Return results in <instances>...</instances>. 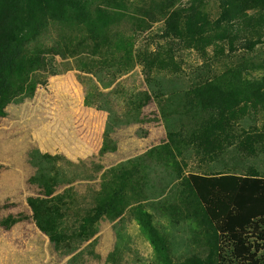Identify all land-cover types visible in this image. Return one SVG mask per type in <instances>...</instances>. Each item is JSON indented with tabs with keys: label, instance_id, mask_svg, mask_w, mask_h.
I'll return each mask as SVG.
<instances>
[{
	"label": "rangeland",
	"instance_id": "374dc122",
	"mask_svg": "<svg viewBox=\"0 0 264 264\" xmlns=\"http://www.w3.org/2000/svg\"><path fill=\"white\" fill-rule=\"evenodd\" d=\"M126 1L130 13L140 11L147 22L148 29L138 36V49L156 51L172 46L179 67L150 72L136 65L117 78L84 70L78 53L82 49L79 45L89 41L86 30L83 34L72 31L76 38L68 49L69 56H47L45 67L32 75L33 92L11 100L5 116L0 117V264H166L162 260L165 257L180 263L204 249L199 222L182 219V215L175 216L168 209L177 201L174 194L181 181L176 178L177 172L181 170L182 177L192 183L218 230L243 177H264V100L255 102L250 97L244 101L239 96L240 103L228 113L231 128L226 132L232 130L236 139L230 141L232 144L225 143L223 150L218 147L215 153L207 152L196 143L179 155L172 145L163 150L164 161L156 153L153 159L148 156L147 161L143 160L149 149L169 140L167 133L174 123L179 128L180 121H187V116L174 114L176 106L189 100L197 103L200 98L192 95L186 100L180 93L224 72L240 56L221 57L215 48H209L205 55L197 49H186L166 35L165 17L153 11L154 0ZM104 4L106 0L100 1L101 6ZM209 6L210 17L217 18L218 4L212 2ZM260 14L264 15V9L255 16ZM122 23L121 30L130 29L129 24L125 27ZM69 35L59 37L53 30L40 36L38 44L63 50L61 38ZM238 47L242 55L245 50ZM258 48H264V44ZM252 78L251 84H264V71ZM145 92H150L152 98L146 106L141 102ZM160 99L170 100L166 105L168 117L162 116ZM175 152L174 160L170 154ZM119 165L140 170L136 176L140 186L141 179L146 181L145 194L133 200V208L149 211L168 256L160 259L131 212L117 221L104 217L97 235L77 248L74 256L58 249L34 222L21 220L19 214L28 211L27 198L40 187L62 191L73 186L86 203L103 174ZM31 179L36 182L29 183ZM11 216L18 222L6 227L4 221ZM232 235L219 234V264H264L263 232Z\"/></svg>",
	"mask_w": 264,
	"mask_h": 264
},
{
	"label": "trees",
	"instance_id": "16d2710c",
	"mask_svg": "<svg viewBox=\"0 0 264 264\" xmlns=\"http://www.w3.org/2000/svg\"><path fill=\"white\" fill-rule=\"evenodd\" d=\"M100 1L0 0V117L5 116V109L11 100L33 92L35 81L32 75L45 67L49 54L69 56L68 49L76 38L72 31L79 30L83 34L86 30L89 34V41L84 46L79 45L82 46L78 53L79 63L84 70L117 78L136 65L150 72L153 69H178L172 46L156 51L138 49V36L148 29L140 11L133 8L136 11L130 13L126 0H106L104 6L100 5ZM212 2L220 8V14L215 19L208 11ZM263 9L264 0H154L153 11L165 17L166 35L172 37L173 42L179 41L178 44L186 49H197L203 55L209 48H215L221 57H240L211 80L180 93L186 100L192 95L200 98L197 97V103L189 100L176 106L174 114L187 116V121H180L179 128L176 127L179 124L174 123L173 129L167 133L169 140L158 148L149 149L143 160L153 159L157 154L158 159L164 161L162 152L168 147L171 149L172 145L182 155L185 147L196 146V143L212 153L218 147L223 150L225 143H233L230 141L236 137L232 130L226 132L227 128H231L227 116L240 103L239 96L244 101L248 97L255 102L264 100V84L250 82L256 73L264 71V48L258 51V45L264 44V15L255 16ZM122 22H125V27L129 24L130 29L121 30L119 26ZM53 30L59 37L70 34L61 38L63 50L38 44L40 36ZM239 45L246 53L241 55L238 52ZM256 52L258 55H253ZM113 67L114 74L110 71ZM151 100L150 92H145L141 102L146 106ZM160 102L162 116L168 117L170 112L166 110V105L170 100L160 99ZM216 114L218 119H215ZM251 138L248 137V140L251 141ZM170 157L175 160L176 152ZM172 164L178 171L177 162ZM180 172L176 176L181 179L179 189L174 194L177 201L170 203L168 209L174 211L175 216L182 215V219L199 222L201 247L204 249L203 253L180 263L165 257L168 256L166 246L149 211L133 208V200L142 197L147 186L144 179H141L140 186L136 179L140 170L134 167L119 165L107 170L86 203L85 197L79 196L73 186L62 191L40 187L34 196L27 198V213L19 215L21 220L34 222L58 249L74 256L77 248L97 235L98 225L104 217L117 221L126 212H131L136 215L135 219L160 259L165 257L162 260L166 264H219L220 233H264V177L256 174L243 177L218 230L192 183ZM35 182V179L29 181L32 184ZM17 219L11 216L4 221V225L10 227L18 222Z\"/></svg>",
	"mask_w": 264,
	"mask_h": 264
},
{
	"label": "crops",
	"instance_id": "0c3cea01",
	"mask_svg": "<svg viewBox=\"0 0 264 264\" xmlns=\"http://www.w3.org/2000/svg\"><path fill=\"white\" fill-rule=\"evenodd\" d=\"M235 195H236V194H235ZM234 197H235V196H234ZM233 199H234V198H233ZM224 219H225V217L223 218L222 221L219 222V225H217L219 229H220V227L222 226V223H223ZM242 234H245V233H242ZM242 234H235V235H232V236H234V237H238V236H240V235H242ZM223 238H224V237H222V238L220 239V251H221V246H222V243H223V242H222V241H223ZM232 241H233V240H232ZM233 242H234V241H233ZM226 247H227V246H226ZM226 247H225V248H226ZM222 251H223V250H222ZM222 251H221V252H222Z\"/></svg>",
	"mask_w": 264,
	"mask_h": 264
}]
</instances>
